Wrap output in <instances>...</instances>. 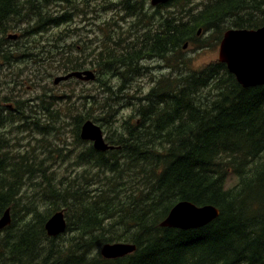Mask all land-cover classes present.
Listing matches in <instances>:
<instances>
[{
  "label": "trees",
  "instance_id": "trees-1",
  "mask_svg": "<svg viewBox=\"0 0 264 264\" xmlns=\"http://www.w3.org/2000/svg\"><path fill=\"white\" fill-rule=\"evenodd\" d=\"M145 1H110L113 12L153 19L152 27L131 41L130 33L108 38L113 46L94 56L105 71L107 91L88 108L84 102L60 110L61 97L46 93L20 100L13 93L16 81L0 79L6 92L0 96V219L7 209L12 217L0 230V264H264V85L243 87L219 61L192 69L182 53L189 42L205 48L198 42L204 33L222 41L228 23L229 29H259L264 14L247 22L241 16L247 12L239 9L262 4L172 0L149 16ZM168 8L170 15L155 17ZM78 13L77 0H0V69L13 72L18 59L34 63L40 46L35 37L52 31L55 45L64 31L73 32L68 27ZM14 30L34 41L9 47L18 44L19 36L9 38ZM146 63L166 72L153 79L148 93L125 95L132 113L106 137L115 149L96 151L80 137L88 120L106 127L91 109L111 116L119 92L131 91L134 78L150 75ZM81 70L68 68L64 75ZM110 77L117 79L116 89L107 84ZM42 111L54 122L35 119ZM65 124L73 126L72 142L62 138ZM17 135L30 137L26 148ZM81 145L88 146L78 150ZM69 146L78 152L59 174L67 157L63 150L72 152ZM230 177L236 178L232 186ZM180 202L213 206L220 216L197 229L161 227ZM58 211L65 213L67 230L49 237L46 223ZM114 243L134 244L137 250L118 259L102 257L101 247Z\"/></svg>",
  "mask_w": 264,
  "mask_h": 264
},
{
  "label": "rangeland",
  "instance_id": "rangeland-1",
  "mask_svg": "<svg viewBox=\"0 0 264 264\" xmlns=\"http://www.w3.org/2000/svg\"><path fill=\"white\" fill-rule=\"evenodd\" d=\"M110 1L114 0H77L79 13L75 17L74 22L68 27L73 29V32L64 31L63 33L65 35H61V39H59L55 45H52L51 42L52 31L45 33L42 38L37 36L35 39L40 40V46L36 50L38 56L35 58L34 63H26L25 61L22 62L23 59H18L17 63H14L13 72H10L11 68L9 67H2L0 69V79H12V83L14 81L17 83L13 84L14 97L20 100H25L37 97L42 93H46L48 95L54 94L61 97L58 101L61 105L59 107L60 110H66V108L73 103H75L76 107H81V104L84 102L88 108L87 103L89 101L92 102L104 99V95L106 93L105 91H107L103 85V81L105 80V71L101 70V68L97 65L94 56H96L97 52L103 49L104 46H113L112 43H109L108 38L115 37L117 35L127 37L128 33H130L131 35L128 40L131 41L133 38L146 31L147 27L151 28L153 20L151 19V22L148 20H138L137 18L132 17V14L129 13L121 11L113 12L111 6H109ZM202 1L206 0H196L195 3L199 4ZM259 1L262 5L256 10H245V4L240 7L239 10L247 12L241 13V16H244L245 21H251L252 17L257 14L263 16L264 0ZM196 7L199 8L200 5H196ZM144 9L147 11L149 16H154L156 8L152 6L151 0L145 1ZM170 10L173 9L168 8L155 17L170 15ZM196 11L197 10L194 12ZM124 15H126V17L122 19ZM230 26V23L225 24L223 35L227 29L230 30ZM55 30L61 31L63 28ZM211 32L215 33L216 29H212ZM10 35L19 36V39H17L18 44L14 41L8 44L11 48L23 45V43H25V39L29 42L34 41L32 36L28 38H21V32L19 30H14L10 33ZM211 36L212 33L201 34L198 42L200 43L202 40V43L207 44V46L203 49H198L197 44L189 42L188 47L182 50L184 57L191 61L192 69H199L209 63L219 61L221 41H217V38L219 37L218 34H216L213 38H211ZM106 43H108V45H106ZM89 53H91V55L85 57V54ZM146 65L151 67L150 75L136 80L134 84L130 86L132 90L125 91L128 93H125L124 90L119 92V96L121 97L117 98V103L113 106L116 110L109 109V114H111V116L106 115V111H102L101 109L98 110L95 106L91 109L94 114L104 119V125L106 127H102V129L106 137L110 134L111 127L113 128L114 125L122 122L123 119L128 118V116L132 113V109H130L128 104L129 100L125 97V95L141 96L142 94L148 93L154 85L153 79H157L161 73L166 72L165 69L157 68L156 63H146ZM75 66L82 67L81 71L88 70L94 72L96 79L93 81L77 80L62 82L59 85L54 84V80L57 77L64 76L65 69L73 68ZM20 67L22 68L21 75L16 76L15 72L20 70ZM116 81V78L110 77L107 84L111 85L112 89H116ZM12 83L10 85H12ZM5 86L6 88H9L8 85ZM4 91L5 90L0 88V96L6 93ZM83 97H86L87 99H81ZM71 110L73 109L71 108ZM79 111L80 109H76V112ZM61 117H63V115H61ZM35 119H41L44 123L54 122L48 111H42V113L35 115ZM69 122L72 123V120H69ZM72 129L73 126L65 124L61 131L62 138L67 140L70 136H73ZM45 137L50 139V136ZM16 138H19L20 147L22 149L28 146V141L30 139L28 135H17ZM69 141L72 142V137H70ZM86 146L88 145L78 146V150ZM73 147L74 146L70 147V151L72 152H68L66 149L63 150L67 157H65V159L63 158V163L61 167H59V169L61 168L59 174H65V162L70 161V159L78 152V150L73 149ZM60 159H62V156H59L58 160L60 161ZM74 167L75 166L72 168ZM90 169L91 168H88V170ZM81 172H83V170H81ZM235 182L236 178L230 177L228 185L232 186ZM28 250L32 254L37 253L31 249V246L28 247Z\"/></svg>",
  "mask_w": 264,
  "mask_h": 264
},
{
  "label": "water",
  "instance_id": "water-1",
  "mask_svg": "<svg viewBox=\"0 0 264 264\" xmlns=\"http://www.w3.org/2000/svg\"><path fill=\"white\" fill-rule=\"evenodd\" d=\"M172 0H151L152 6L167 4ZM201 31L199 32V34ZM17 36H10L16 39ZM188 44L184 46L186 49ZM219 62L225 63L243 87L264 85V26L256 30L230 29L225 32L220 43ZM77 78L92 81L95 75L91 71L73 72L58 77L56 84ZM80 137L83 141L91 142L98 152L115 149L105 138L103 129L91 120L86 121L81 128ZM220 216V211L213 206L198 207L190 202H180L170 211L161 223L163 228L190 230L202 228ZM12 222L11 210L7 209L0 219V230ZM45 229L51 237L62 235L67 230V221L63 211L56 212L46 223ZM137 250L130 243L106 244L101 248L105 259H117L132 254Z\"/></svg>",
  "mask_w": 264,
  "mask_h": 264
},
{
  "label": "flooded vegetation",
  "instance_id": "flooded-vegetation-1",
  "mask_svg": "<svg viewBox=\"0 0 264 264\" xmlns=\"http://www.w3.org/2000/svg\"><path fill=\"white\" fill-rule=\"evenodd\" d=\"M88 71V70H87ZM96 76V75H95ZM96 79V78H95ZM139 78H134V80H133V82H132V84H134V82L136 81V80H138ZM54 84L55 85H57L55 82H54ZM59 85V84H58ZM47 95V97L48 98H57V96L56 95H54V94H50V95H48V94H46ZM59 97V96H58ZM61 105H60V103H58V107H60Z\"/></svg>",
  "mask_w": 264,
  "mask_h": 264
},
{
  "label": "bare ground",
  "instance_id": "bare-ground-1",
  "mask_svg": "<svg viewBox=\"0 0 264 264\" xmlns=\"http://www.w3.org/2000/svg\"><path fill=\"white\" fill-rule=\"evenodd\" d=\"M49 236V235H48ZM49 237H51V236H49Z\"/></svg>",
  "mask_w": 264,
  "mask_h": 264
}]
</instances>
